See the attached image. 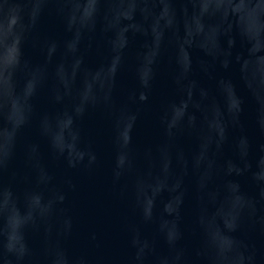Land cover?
<instances>
[{
    "label": "water",
    "instance_id": "water-1",
    "mask_svg": "<svg viewBox=\"0 0 264 264\" xmlns=\"http://www.w3.org/2000/svg\"><path fill=\"white\" fill-rule=\"evenodd\" d=\"M0 264H264V0H0Z\"/></svg>",
    "mask_w": 264,
    "mask_h": 264
}]
</instances>
